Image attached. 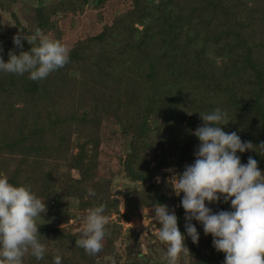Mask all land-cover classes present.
<instances>
[{
    "label": "trees",
    "instance_id": "1",
    "mask_svg": "<svg viewBox=\"0 0 264 264\" xmlns=\"http://www.w3.org/2000/svg\"><path fill=\"white\" fill-rule=\"evenodd\" d=\"M17 2L0 0L5 62L9 50L18 54L31 47L22 41L23 48L16 49L14 35L2 30V14L19 26ZM78 13L83 22L75 33L78 23L70 16ZM65 21L74 22L64 31L69 34L59 28ZM37 27L49 39L61 42L68 34L72 41L66 47L68 62L42 80L0 73V173L45 201L42 217L59 219L58 225H38L44 258L26 255L23 264H53L56 254L61 264L101 259L118 264L119 226L109 220L119 212L118 200L98 172L103 135L125 180L140 186L129 197L131 204L174 209L181 233L184 211L180 197L164 183L165 170L182 172L194 161L199 141L192 132L202 125L199 114L219 108L229 121L225 132L235 131L254 146L264 141V0H61L37 7L28 25H20L27 34ZM238 155L242 163L252 156L264 174V154ZM89 188L95 196L87 195ZM67 203L84 215L104 205L103 255L75 247L81 231L62 227ZM208 206L213 212L230 210L222 202ZM192 223L200 238L197 244L185 238V264H223L224 254L212 247L211 235ZM142 261L137 264H166Z\"/></svg>",
    "mask_w": 264,
    "mask_h": 264
},
{
    "label": "clouds",
    "instance_id": "2",
    "mask_svg": "<svg viewBox=\"0 0 264 264\" xmlns=\"http://www.w3.org/2000/svg\"><path fill=\"white\" fill-rule=\"evenodd\" d=\"M22 41L31 45L30 49L18 54L9 50L7 62L0 56V73L27 74L29 80L39 81L68 62V49L42 35L38 27L30 34L12 37L16 49L23 48ZM199 115L202 125L192 132L199 141L194 161L182 172L165 170L170 174L164 180L166 187L180 197L186 221L184 233L178 228L174 209L160 203L150 209L159 225L157 239L166 248V264H180L181 258L189 255L186 237L198 243L200 234L192 221L205 235H211L212 247L224 254L223 264H264V174L252 156L242 163L238 155L246 150L264 154V141L254 146L242 141L235 131L225 132L223 126L229 121L219 108ZM156 180L159 183L160 177ZM87 195L96 193L89 188ZM218 202L229 204L230 210L213 212L208 205ZM104 211L103 204L87 209L81 236L75 240V247L90 256L103 252L107 224ZM45 212V201L26 186H13L0 173V264H23L26 255L36 261L44 258L46 246L38 239L36 220ZM61 261L60 254L53 256V264Z\"/></svg>",
    "mask_w": 264,
    "mask_h": 264
},
{
    "label": "rangeland",
    "instance_id": "3",
    "mask_svg": "<svg viewBox=\"0 0 264 264\" xmlns=\"http://www.w3.org/2000/svg\"><path fill=\"white\" fill-rule=\"evenodd\" d=\"M61 0H18L16 3V8L14 9L16 13L18 24L12 19L10 14H2L1 23L2 30L6 35H16L17 33L24 34L23 30L20 28V25L27 26L31 18L32 13L37 7H42L46 9L49 6L58 3ZM149 3L155 4L156 0H146ZM88 10H85L87 13V20L91 19V15L88 14ZM71 18L75 19L78 23L74 26V22L59 23L60 31H66L67 27L72 28V31L77 33L78 27L82 24L83 19L81 14L71 15ZM80 19L78 20V18ZM69 20V19H68ZM78 25V26H77ZM69 32H64L66 34ZM51 34V33H50ZM63 35L61 37V43L68 47L72 39L69 35ZM49 35V34H47ZM2 36V35H1ZM2 40L4 36H2ZM78 37V36H76ZM3 42H7L5 39ZM105 135H103V146L100 159H99V169L98 172L101 174V177L110 182L112 185V195L118 200V214H112L109 220H112L119 226L118 229V238L116 241V252L121 255L118 264H137L138 262H143V257L150 262H162L165 260V245H163L157 239L158 229L154 223L155 220L152 219L153 213L150 211L151 208H141L138 204L132 205L131 194L136 196L139 192L140 186L136 184H130L125 180L123 173L121 172L118 164L117 157L110 158L111 152L107 149L105 145ZM116 143V141H113ZM122 152L119 151L121 155ZM169 169V168H168ZM174 169V168H172ZM170 174L166 171V177ZM156 180V178H155ZM157 181V180H156ZM137 190V191H136ZM135 194V195H134ZM132 203V204H131ZM68 212L65 213V218H67V223L63 226L74 227V230L81 231L83 225V218L85 215L83 213H78L75 210L73 204L67 203ZM135 210V213L131 211ZM125 215H128L127 217ZM37 225H46V224H59V219L57 217H42L37 218ZM103 243V255L106 252ZM109 260V259H108ZM101 259L98 260L96 264H109L112 263V260ZM185 260L181 258L180 264H185ZM143 264V263H142Z\"/></svg>",
    "mask_w": 264,
    "mask_h": 264
}]
</instances>
